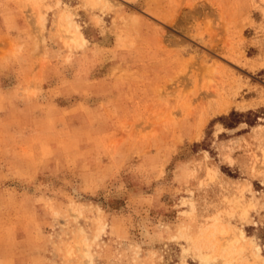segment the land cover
Instances as JSON below:
<instances>
[{
	"label": "rangeland",
	"instance_id": "obj_1",
	"mask_svg": "<svg viewBox=\"0 0 264 264\" xmlns=\"http://www.w3.org/2000/svg\"><path fill=\"white\" fill-rule=\"evenodd\" d=\"M0 264H264V0H0Z\"/></svg>",
	"mask_w": 264,
	"mask_h": 264
},
{
	"label": "trees",
	"instance_id": "obj_2",
	"mask_svg": "<svg viewBox=\"0 0 264 264\" xmlns=\"http://www.w3.org/2000/svg\"><path fill=\"white\" fill-rule=\"evenodd\" d=\"M234 115H236V113L235 112H232L229 116H223V117H220V119L224 122V124L226 126L233 127V126H236V124L238 123V121H237V123H228L226 121H227V119L232 118Z\"/></svg>",
	"mask_w": 264,
	"mask_h": 264
}]
</instances>
